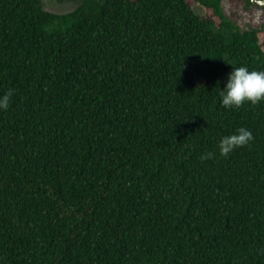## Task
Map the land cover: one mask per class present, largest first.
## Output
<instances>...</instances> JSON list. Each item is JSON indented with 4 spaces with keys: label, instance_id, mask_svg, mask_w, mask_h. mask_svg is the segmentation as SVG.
I'll return each mask as SVG.
<instances>
[{
    "label": "trees",
    "instance_id": "trees-1",
    "mask_svg": "<svg viewBox=\"0 0 264 264\" xmlns=\"http://www.w3.org/2000/svg\"><path fill=\"white\" fill-rule=\"evenodd\" d=\"M241 65L264 38L221 0H0V264H264V101L219 102Z\"/></svg>",
    "mask_w": 264,
    "mask_h": 264
},
{
    "label": "clouds",
    "instance_id": "clouds-1",
    "mask_svg": "<svg viewBox=\"0 0 264 264\" xmlns=\"http://www.w3.org/2000/svg\"><path fill=\"white\" fill-rule=\"evenodd\" d=\"M219 102L226 109L240 107L245 102L253 105L264 101V70H250L246 65L231 68L223 87H219ZM14 95L13 89L0 94V110H7ZM254 140L253 133L246 127H239L233 133L222 136L217 144L220 156L227 157L236 148L248 145ZM215 153L206 151L201 159H212Z\"/></svg>",
    "mask_w": 264,
    "mask_h": 264
},
{
    "label": "rangeland",
    "instance_id": "rangeland-1",
    "mask_svg": "<svg viewBox=\"0 0 264 264\" xmlns=\"http://www.w3.org/2000/svg\"><path fill=\"white\" fill-rule=\"evenodd\" d=\"M80 0H41L42 7L53 13H66L72 11ZM264 2V0H261ZM225 15L234 21L241 29L253 27L259 30L260 40L264 38V5H259L254 0H221ZM195 11L199 15H210L212 11L202 6L197 1L193 2Z\"/></svg>",
    "mask_w": 264,
    "mask_h": 264
},
{
    "label": "built area",
    "instance_id": "built-area-1",
    "mask_svg": "<svg viewBox=\"0 0 264 264\" xmlns=\"http://www.w3.org/2000/svg\"><path fill=\"white\" fill-rule=\"evenodd\" d=\"M256 3H258L259 5H264V2H261V0H254Z\"/></svg>",
    "mask_w": 264,
    "mask_h": 264
}]
</instances>
